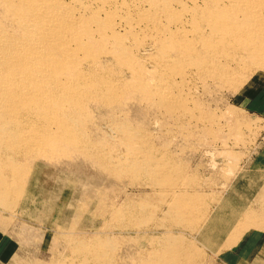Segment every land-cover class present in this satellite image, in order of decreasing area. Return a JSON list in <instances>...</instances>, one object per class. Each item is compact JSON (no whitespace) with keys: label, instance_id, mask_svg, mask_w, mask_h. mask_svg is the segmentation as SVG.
Returning a JSON list of instances; mask_svg holds the SVG:
<instances>
[{"label":"bare ground","instance_id":"obj_1","mask_svg":"<svg viewBox=\"0 0 264 264\" xmlns=\"http://www.w3.org/2000/svg\"><path fill=\"white\" fill-rule=\"evenodd\" d=\"M259 70L264 0H0V222L29 247L78 179L28 264H213L263 228L264 188L214 234L249 125L227 94Z\"/></svg>","mask_w":264,"mask_h":264},{"label":"rangeland","instance_id":"obj_2","mask_svg":"<svg viewBox=\"0 0 264 264\" xmlns=\"http://www.w3.org/2000/svg\"><path fill=\"white\" fill-rule=\"evenodd\" d=\"M247 80L248 81L246 83H245L246 80L243 83H241L239 87L241 89H239L238 93H235L233 95L227 94L228 102H229L228 105H230L231 103L230 106L234 107L233 110H236L237 113L236 117L240 118L241 120L249 121V125L248 124H247L248 126L244 125V128H242V133L244 132L245 134L243 133L242 134L243 136H238V138L236 139L237 141H232L234 143H231L232 146L231 148L234 156L233 159L236 160L233 161L234 162L233 167H235L234 169L236 171L234 170L235 172L234 171L232 172V176L231 179L229 180L230 182H228L227 188L225 187V190L222 189V191L224 190L223 193L221 192V194H225L226 196V203L225 206L223 207L222 210L223 212H221L220 215V218L223 217V219L220 220L218 218V221L216 222V226L214 228V234L216 236L223 235V231L228 229L229 218L235 219L234 215H236L238 212H235L234 208L236 207L240 210H243L247 205L250 206V203L252 202L254 203L259 198V192L262 190V188H264V70H259L258 72H255V74L254 75L252 74L251 77H249ZM246 126L248 129L246 128ZM240 146L243 148H241ZM196 156H198L199 158H201L202 156L201 159L206 157L203 156L201 151L199 153H196ZM206 158H204L203 160H206ZM219 158L220 157H217L216 159ZM57 174H59L58 183L52 186V189L47 190L48 193L44 195L47 205L43 209H40V214L45 219L42 218L43 219L42 221H31L29 219H25L26 220L25 222L28 223V224L26 223L27 225H32L34 226V228L40 231V233L35 232L36 237L39 236L37 234L41 235L39 236L38 239L36 237L34 238L32 237L34 239L31 241L33 244H30L29 247H27L24 244H23L24 246H22L21 245L22 243L19 242L20 237L18 236V234L12 232V230L10 231L6 230V229H12L10 227V225L12 226V224H9V220L7 222V218H8L7 215H5L4 216L5 218H3V220L0 222V264H25V263L28 264L29 260L31 259L30 256L36 257V255L39 254L38 253L39 251L40 254L37 255V259L47 258L48 256L47 254L48 252H46L48 251L47 246L50 242L51 236L55 234V229H57V224L60 225L61 223V224H65V226L68 225L70 226V222L73 221V218H71L73 216V210L70 211L71 208L69 207V205L71 204L72 201L75 200L73 194L78 189V184H77L78 181H76L78 179L71 178L72 175H68L62 171L61 172L57 171ZM66 178L68 179V181ZM60 186L61 188L62 187L63 188L61 189ZM58 193L60 195H58ZM52 205L53 207H51ZM66 211L68 212V214H64L67 213ZM59 218H61L62 220ZM94 219L95 218H93L92 220ZM65 220H67L68 222ZM6 222L9 224V225L7 224L9 227L5 229L4 227H6L5 226ZM91 222L92 221H89L87 223L92 224ZM81 225L82 223L76 225V227L83 228ZM85 230H91V229H85ZM85 230H81L80 232L84 233ZM99 230L104 231L106 233L110 232L109 229H104L102 225L99 226ZM226 234L221 236L218 239V242H221L223 238L226 236ZM251 234H258L259 240L255 244L256 247L255 246L253 247L252 253L248 255L247 260H245V262L240 261L239 264H264V254H263L264 226L263 228L261 227L259 229L250 228L249 230H247L243 235H241L237 239L236 243L234 244L235 246H233L228 250L222 249L221 252L218 253L219 255L217 259H215L217 262L213 260L215 261L213 262V264L216 263L235 264V261H238V259L236 260L235 257L233 256L234 252L232 253V250H234V248L237 245L242 243V241L246 239L248 235ZM215 235L213 237L214 239H215ZM40 237H41V242L39 240ZM32 245L37 247V248L35 247V251H32V249L30 250L28 249L32 247ZM38 247L40 248L38 249ZM25 249L28 252L32 251L31 252L32 254L30 253L31 255H29V253ZM24 253L29 255V257H27V255L24 256L25 255ZM33 253H35V255ZM35 257L34 258L32 257L33 259L29 263H31L34 259H36ZM26 260H28V262Z\"/></svg>","mask_w":264,"mask_h":264},{"label":"crops","instance_id":"obj_3","mask_svg":"<svg viewBox=\"0 0 264 264\" xmlns=\"http://www.w3.org/2000/svg\"><path fill=\"white\" fill-rule=\"evenodd\" d=\"M259 235L258 234H251L248 235V237L246 239H244L242 241V243H240L239 245H237L234 250H232V253L234 252V257L235 259L238 261H235V264H239L240 261H244L247 260V257L250 253H252L253 251V247L255 246V244L257 243V241L259 240ZM264 244V243H263ZM256 247V246H255ZM263 247V245H262ZM262 250V248H261ZM264 254V253H263Z\"/></svg>","mask_w":264,"mask_h":264}]
</instances>
